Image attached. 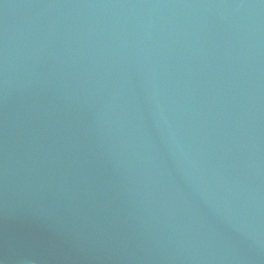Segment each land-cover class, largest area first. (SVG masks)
<instances>
[{
    "label": "water",
    "instance_id": "obj_1",
    "mask_svg": "<svg viewBox=\"0 0 264 264\" xmlns=\"http://www.w3.org/2000/svg\"><path fill=\"white\" fill-rule=\"evenodd\" d=\"M0 264H264V0H0Z\"/></svg>",
    "mask_w": 264,
    "mask_h": 264
}]
</instances>
